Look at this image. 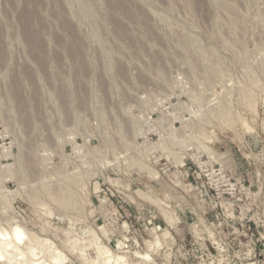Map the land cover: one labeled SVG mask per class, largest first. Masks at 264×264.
Returning <instances> with one entry per match:
<instances>
[{
  "label": "rangeland",
  "instance_id": "rangeland-1",
  "mask_svg": "<svg viewBox=\"0 0 264 264\" xmlns=\"http://www.w3.org/2000/svg\"><path fill=\"white\" fill-rule=\"evenodd\" d=\"M16 227L26 264H264V0H0Z\"/></svg>",
  "mask_w": 264,
  "mask_h": 264
},
{
  "label": "bare ground",
  "instance_id": "bare-ground-1",
  "mask_svg": "<svg viewBox=\"0 0 264 264\" xmlns=\"http://www.w3.org/2000/svg\"><path fill=\"white\" fill-rule=\"evenodd\" d=\"M11 235H12L10 237L11 240L5 242L7 239H9V237L0 233V237L2 240V246L0 248V259L4 260L3 261L4 264H26V254L27 251L29 250L30 244L26 242L24 232L20 228L16 227ZM36 251L38 254L42 253L37 249ZM36 251L32 252V255L35 256ZM106 254H107L106 252H102L101 250L98 251V257L101 259L102 264H110V258H108ZM64 260L65 257L61 255L59 252H56L52 256L50 263L47 264H65L63 263ZM120 260L121 259H117L116 264H118ZM29 264H39V263L34 260V261H30Z\"/></svg>",
  "mask_w": 264,
  "mask_h": 264
}]
</instances>
